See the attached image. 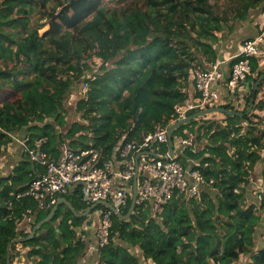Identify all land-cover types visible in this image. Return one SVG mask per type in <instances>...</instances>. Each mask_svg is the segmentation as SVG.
<instances>
[{"label":"trees","instance_id":"trees-1","mask_svg":"<svg viewBox=\"0 0 264 264\" xmlns=\"http://www.w3.org/2000/svg\"><path fill=\"white\" fill-rule=\"evenodd\" d=\"M122 1L109 8L105 0H0V62L5 65L0 88L15 92L0 97V157L10 134L21 129L26 147L44 138L42 150L56 160L64 146L105 152L123 136L139 142L186 101L189 71L202 57L216 60L214 44L229 21L226 13L209 0ZM231 2L235 20H244L258 7L264 11V0ZM36 15L37 25L30 28L29 18ZM93 56L101 61L97 70L88 64ZM256 64L252 59L253 70ZM81 82L88 91L66 107ZM252 98L250 92L248 105ZM253 108L257 115H225V125L214 121L198 126L197 139L208 143L199 152L188 147L177 157L185 169L190 161L208 163L210 168L201 173L206 181L213 180L211 188L198 198L176 193L158 215L150 206H136L126 221L113 216L110 242L90 259L95 264H139L131 253L137 248L154 264H234L244 255L246 264H264V242L256 245L264 235L258 212H264V190L256 188L264 175V105L255 101ZM197 123L180 126L173 136ZM167 151L164 145L159 153ZM42 173L25 154L12 172L0 177V264L11 259L17 243L29 247L26 257L36 264H81L84 258L85 244L71 227L87 217L75 216L66 206L34 238L17 230L15 221L23 211L35 213L33 226L47 215L37 212L31 198H15ZM80 198L76 188L66 199L76 212L88 208Z\"/></svg>","mask_w":264,"mask_h":264},{"label":"built area","instance_id":"built-area-1","mask_svg":"<svg viewBox=\"0 0 264 264\" xmlns=\"http://www.w3.org/2000/svg\"><path fill=\"white\" fill-rule=\"evenodd\" d=\"M30 14L35 15V9H32ZM260 57H264V28L253 38L241 43L226 80L222 74V62H214L205 67L204 64H198L192 68L189 71L188 81L193 84L195 94L191 96L184 91L187 95L186 101L176 104L172 116L165 122L154 125L153 129L139 142H127L123 136L110 147L109 151L105 152L94 147L73 151L64 146L61 156L56 160L42 150L44 138L36 140L34 146L29 148L23 141L26 157L30 162L40 165L43 173L33 178L25 189L17 191L15 198L17 200L31 198L35 202L36 210L48 211L72 189L79 188L81 202L88 207L97 205L93 210L95 214L89 215L94 217L98 224L94 230V243L88 241L86 233L89 226L87 224L80 226L81 230L77 238L85 244L84 258L99 255L102 248L110 242L112 217L116 216L110 209L99 203L107 202L118 213L123 214L133 196L134 176H136L135 207L150 206L155 215L162 213L163 207L176 193L183 194L186 199L198 198L203 189L211 188L213 180L206 181L201 173V168H210L208 163L193 161L191 167L185 169L176 160L186 148L194 145L193 133L198 126L193 133L181 130L175 136L172 134L173 154L166 160H162L161 157L168 156V151L162 155L159 153L160 148L168 143L169 127L190 114L224 106L232 111L245 112L248 104L243 99L241 87L251 73L252 59ZM220 85L225 93L220 89ZM88 88L87 83L81 82L78 93L73 94L72 99L78 100L83 97ZM214 114L216 113L207 115ZM203 116L195 120L199 121L203 119ZM222 122V125H225L223 119ZM262 124L264 125V110ZM3 162L2 155L0 164ZM11 184L18 189L21 188L18 181H13ZM256 184V188H260V192H263L264 175L257 179ZM261 195L257 194V198L261 199ZM32 215L33 212L30 209L23 211L21 217L15 221L17 226L29 220ZM261 240H264V235ZM262 243V241L259 242V244ZM14 247V251L18 253L26 254L29 251L24 245H14ZM254 250L256 251L257 248ZM23 260L18 262L14 253L6 264H36L28 257ZM237 262L246 264L249 258L245 255L240 256Z\"/></svg>","mask_w":264,"mask_h":264},{"label":"crops","instance_id":"crops-1","mask_svg":"<svg viewBox=\"0 0 264 264\" xmlns=\"http://www.w3.org/2000/svg\"><path fill=\"white\" fill-rule=\"evenodd\" d=\"M255 22H259L255 26ZM264 28V11L262 10V7H258L256 9L251 10L246 18L244 20H236V21H228L226 24L223 25L222 31L219 35L218 41L214 44V48L216 50V60L213 62H208L204 57L200 58V64H204L205 66H208V64L214 63V62H222V74L224 76V80H226L229 77L230 73V66L235 59V56L237 55L240 45L244 40L251 39L254 36H256L262 29ZM255 62L257 63L255 69L251 70L250 75L248 76L246 82L241 87V92L243 95V99L246 100V96L252 92L254 102L255 101H261L264 105V82L261 83L260 87L257 88V91L254 94V87L259 79V77L264 74V57H260L255 59ZM0 65H3L2 62H0ZM10 67V66H9ZM220 89L223 93H225L224 88L222 85H220ZM6 91V90H5ZM4 91V92H5ZM186 93L193 96L195 94L194 86L193 84L188 81L187 85L184 89ZM8 94V93H7ZM3 96H6V94H3ZM2 97V96H0ZM247 102V100H246ZM248 107V106H247ZM229 110V109H228ZM259 111L252 108V113L256 115ZM225 115L222 113H216L214 115H207L203 116V119H200L199 121L205 122V121H216L220 122L222 125V119L225 121ZM199 126L196 124V126L193 127V130L195 132V128ZM187 131V129H184ZM183 131V130H182ZM192 131V130H191ZM190 131V132H191ZM189 132V131H188ZM26 131L25 129H21L20 131L14 132L10 134L11 141L10 143L5 147L3 151V159L4 162L0 165V177L1 176H7L14 167L20 162L23 157H25V152L23 149V141H25ZM199 136V133L194 135L193 143H195L191 148L194 152H199L202 150L203 146L206 145L208 142L201 138L200 143L198 144L197 137ZM205 142V143H204ZM189 162V161H188ZM193 163V161H190V166ZM204 190V189H203ZM202 190V191H203ZM74 190L72 189L66 196L62 197V199H67L68 196H71L73 194ZM65 207V206H64ZM51 210V209H50ZM38 211H44V210H37ZM47 214L49 213V210L44 211ZM81 213V212H77ZM92 213V212H91ZM90 213V214H91ZM46 217V216H45ZM87 218L83 221V224H87L89 226V230L87 231L88 241L94 243L95 242V236H94V230L97 226V220L94 217H91L90 215L86 216ZM36 215L35 213L29 218V220H26L23 222L22 225H19L17 228L18 231H22L25 234H30L32 231V226L35 222ZM78 227H71L73 231H75L76 238L77 234L81 230L80 226ZM78 240V238H77ZM79 241V240H78ZM15 245H22L21 243H17ZM29 249L28 246H25ZM12 250H15V247H12ZM131 253H133L136 257L139 259V264H154L153 261L150 259H144L140 254V251L137 248H134V251L131 250ZM23 254V255H22ZM27 254V253H26ZM26 254L15 252V256L18 258L19 261H24ZM81 264H95L94 260L90 259V256L83 258L81 260ZM234 264H239L238 262H235Z\"/></svg>","mask_w":264,"mask_h":264},{"label":"water","instance_id":"water-1","mask_svg":"<svg viewBox=\"0 0 264 264\" xmlns=\"http://www.w3.org/2000/svg\"><path fill=\"white\" fill-rule=\"evenodd\" d=\"M68 2H70V0H68ZM264 82V74H262L259 79L257 80L255 87H254V94L257 91V88L260 87L261 83ZM253 104H254V98H252L250 100V103L247 107V109L245 110V112L243 113H239L236 111H232V110H228L226 108L223 107H215V108H211V109H207V110H203V111H199L193 114L188 115L186 118L176 122L175 124L171 125L168 129V156H163L161 157L162 160H166L168 157L172 156L173 154V140H172V134L174 132V130H176L177 128H179L182 125H185L187 123H189L190 121H193L195 119H197L198 117H201L203 115H207L210 113H222V114H226L229 116H234V117H240L243 118L245 116H248L253 108ZM153 156H157L156 154H152ZM135 200H136V176H134V180H133V196L130 202V206L127 210V212L125 214H121L118 213L112 205H110L107 202H101L99 204L104 205L106 208L110 209L115 215L116 217L120 218L121 220H128L130 218V216L132 215L134 208H135ZM60 206H66L75 216L77 217H86L88 216L93 210H95L97 205H92L90 207H88L87 209H85L83 212L81 213H77L71 206L70 202H68L65 199H60L58 200V202L56 203V205L49 211V213L46 215V217H44L42 220H40L39 222H37L34 226L32 231L30 232V235L28 238H34V236L36 235V233L41 229V227L47 223H49L54 215L56 214V212L58 211V208ZM10 247V245H9ZM9 259H7L8 262Z\"/></svg>","mask_w":264,"mask_h":264},{"label":"rangeland","instance_id":"rangeland-1","mask_svg":"<svg viewBox=\"0 0 264 264\" xmlns=\"http://www.w3.org/2000/svg\"><path fill=\"white\" fill-rule=\"evenodd\" d=\"M232 0H209V2H210V4H212V5H215V6H217V8L219 9V11H223V12H225L226 13V15H227V18L229 19V21H231V22H233V21H236L235 20V16H236V13H235V11H234V9H233V5H232V2H231ZM123 1L122 0H105V6L106 7H116V6H119L121 3H122ZM33 7V6H32ZM36 17H37V15L36 16H31L30 18H29V20H30V28H34L36 25H37V22L38 21H36ZM40 22H43V21H41L40 20ZM259 22H255V24H253L254 26L256 25V24H258ZM45 29V26H43V27H40L39 28V32H42L43 30ZM100 63H101V61H100V59H98V58H96L95 56H93V58H92V60L90 59V60H88V64H89V66L91 67V69L93 68V70H97L98 69V67L100 66ZM4 66L5 65H0V68H4ZM9 66L10 67H12V64H9ZM6 89H4L3 90V88L1 89L0 88V96H3V94H9V92L11 93H13L14 91L13 90H6ZM5 91V92H4ZM15 93V92H14ZM15 95V94H14ZM75 101H78V100H75V99H72V97H70V100H69V103L68 104H66V107H72L73 106V104H75ZM76 117H74V119H75ZM69 122L71 121V120H68ZM206 122H214V121H212V120H210V121H205L204 123H206ZM204 123L203 122H201V121H198V123H197V125H199L200 127L202 126H204ZM187 131H189L190 132V130L189 129H187ZM192 133H193V129H192V131H191ZM194 135H195V133H193ZM198 138V137H197ZM196 138V139H197ZM198 144L200 143V140H198L197 139V141H196ZM205 143V142H204ZM195 144V143H194ZM163 146H161V148H162ZM262 163H264V162H262ZM261 172H263L264 173V167H261ZM248 206V205H247ZM60 210H64V207H60ZM262 211V214H261V217H262V219H261V221L264 219L263 217H264V212H263V210L261 209V210H258V212L260 213ZM92 214L94 215L95 213H94V211L92 212ZM264 242V240H261V238H260V240L259 241H257V243H256V245L257 246H260V247H262V245H263V243L262 244H259V242ZM15 253V251L14 250H12L11 251V254H14ZM19 257H18V262H19Z\"/></svg>","mask_w":264,"mask_h":264}]
</instances>
